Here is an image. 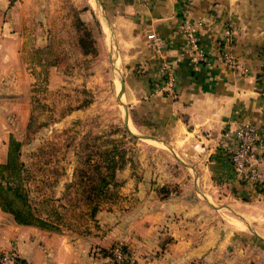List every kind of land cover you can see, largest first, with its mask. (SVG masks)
<instances>
[{"label": "crops", "instance_id": "1", "mask_svg": "<svg viewBox=\"0 0 264 264\" xmlns=\"http://www.w3.org/2000/svg\"><path fill=\"white\" fill-rule=\"evenodd\" d=\"M70 1L93 37L95 52L84 57L108 85L101 93H110L114 123L142 137L147 162L138 177L129 164L116 171V204L97 212L92 233L18 224L0 207V254L14 250L26 264H116L119 245L136 264H264V184L254 191L228 159L236 127L252 123L264 173V0ZM56 2L0 0V101L27 79L28 48L34 55L53 40L47 17ZM187 20L198 25L200 65ZM224 48L238 68L222 59ZM162 62L175 71L174 97L155 89Z\"/></svg>", "mask_w": 264, "mask_h": 264}, {"label": "rangeland", "instance_id": "2", "mask_svg": "<svg viewBox=\"0 0 264 264\" xmlns=\"http://www.w3.org/2000/svg\"><path fill=\"white\" fill-rule=\"evenodd\" d=\"M56 1L47 17L56 29L53 40L34 55L28 48L22 64L27 79H16L11 95L0 101V164L9 156L16 159V166L4 171L12 185L20 184L16 205L24 203L34 218L47 221L48 229L82 236L96 230L90 205L111 209L118 197L113 186L103 194L84 192L88 178L98 188L99 168L110 173L129 164L140 173L148 148L141 136L114 123L118 117L110 93H101L108 85L94 80L95 59L84 57L93 55L95 46L78 17V5ZM12 141L20 142L19 150Z\"/></svg>", "mask_w": 264, "mask_h": 264}, {"label": "built area", "instance_id": "3", "mask_svg": "<svg viewBox=\"0 0 264 264\" xmlns=\"http://www.w3.org/2000/svg\"><path fill=\"white\" fill-rule=\"evenodd\" d=\"M198 25L190 21H184L182 29L186 36L189 54L195 65H200L206 60V54L201 47ZM149 38L157 50L162 48V42L158 37L150 35ZM222 59L234 68H238L233 54L224 48L221 52ZM162 80L155 83V89L174 97L178 92L177 78L173 67L166 62L160 64ZM246 72L240 67V73ZM264 83V76H263ZM236 147L229 153L230 167L237 178L245 182L254 191L260 189L264 184V173L261 171L258 158L255 153L259 141V130L252 123H244L236 127ZM113 261L116 264H136V259L121 246L112 249ZM0 264H26L23 258L14 250H6L0 254Z\"/></svg>", "mask_w": 264, "mask_h": 264}, {"label": "trees", "instance_id": "4", "mask_svg": "<svg viewBox=\"0 0 264 264\" xmlns=\"http://www.w3.org/2000/svg\"><path fill=\"white\" fill-rule=\"evenodd\" d=\"M12 148H16L19 150L20 148V142H15L12 141L11 143ZM14 148V149H15ZM16 159H13L12 156L8 157V160L6 162V164H0V179L2 181H5V184H2L0 182V207L2 208L3 211L8 212L12 215V217L14 218V220L18 223V224H22V225H36L42 228L47 227L46 229H48L50 226L47 223V221L42 220V219H38V218H34L33 214H31L30 212H28V210L25 209V204L24 203H18L16 205V198L21 197V187L20 184L17 183L15 185H12L11 183H13L11 180L8 179L7 176L4 175V171L7 170L8 168H11L12 165H15V161ZM111 169V168H109ZM97 173L99 175V187L96 188L94 184V180L92 181L91 179L88 178V186L86 187V190L84 192H88L87 189H92V190H96L97 194H103L104 191H106L110 186L116 187L117 183L115 181V174L116 171L118 170V167H112V170L110 171V173L107 172H102L101 168L97 169ZM7 177V178H6ZM17 182V181H16ZM92 186V187H90ZM12 190L13 194L8 193L7 191ZM11 196V198H9ZM15 201V202H14ZM94 203V202H90ZM90 215L92 217H95V215L97 214V206L96 205H90Z\"/></svg>", "mask_w": 264, "mask_h": 264}]
</instances>
